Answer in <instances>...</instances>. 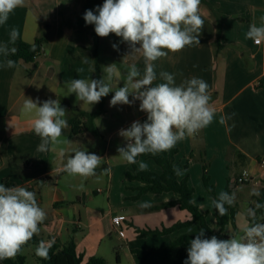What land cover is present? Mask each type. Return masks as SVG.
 I'll list each match as a JSON object with an SVG mask.
<instances>
[{"label":"crops","instance_id":"1","mask_svg":"<svg viewBox=\"0 0 264 264\" xmlns=\"http://www.w3.org/2000/svg\"><path fill=\"white\" fill-rule=\"evenodd\" d=\"M45 1L42 0V5ZM55 1L57 4L60 0ZM68 2V6H71L73 1ZM85 2L87 10L95 12L104 1L86 0ZM29 5L30 0H25L23 7L15 9L9 15L7 23L0 25V44L9 41L12 28H16L19 32L17 40L33 43L38 38L36 29L31 30L27 27L30 13L28 11L32 7ZM200 11L204 20L199 37L200 44L185 47L180 52H169L166 57L153 62L157 73V80L153 82V86L164 82L159 79L161 71L173 74L176 85L192 77L207 82L211 96L210 103L216 110L215 118L209 126L179 141L174 148L178 151L176 155L178 161L182 163L189 161L190 166L180 172L179 179H188L189 187L194 190V203L206 215L209 227L220 236L230 237L236 233L232 226H228L222 232L218 228V220L212 204L214 198L205 189L204 167L207 166L208 175L217 195L226 192L227 187L232 185V193H235L234 204L238 209L236 227L238 231H242L250 225L247 210L256 202L252 193L264 187V165L261 164L264 158V42L257 45L245 38L253 22L258 27L264 23V0H201ZM34 13H32L35 16L33 18L38 24L40 17ZM218 23L221 24L222 30L217 40ZM61 26L63 28L60 29L59 36L55 40L62 45L60 56L65 60L64 71L67 77L63 78V81L80 79L81 77L75 78L80 75L94 79L93 48L100 44V37L96 35L94 25L85 22L79 25L68 21L62 22ZM80 26L84 28L78 29ZM49 27V29L53 28V26ZM110 36L111 34L108 37L109 41L106 42L105 51L115 58L114 52L121 48L123 53L120 61L127 69L129 65L135 64L143 75L145 61L142 54L132 52L130 45L123 42L122 38L115 36L118 42L115 43ZM113 44L117 45V48L114 49ZM5 59L10 58L0 54V64H3ZM20 64L13 68L0 67V152L8 150V147L4 148L12 137H22L26 140L20 143V153L15 155L14 159L11 153L13 149L9 148L10 151L7 153L9 157L12 156L10 164L7 165L3 158L0 164V184L22 186L36 193L38 204L47 216L40 226L42 241L64 245L74 238L77 253L83 256L82 263L85 264L94 257L107 260L103 242L107 237L112 239L116 236L121 242L126 243L133 259L132 264H184L187 258L177 260L178 249L168 259H165L162 252H157L145 262H140L134 253L135 250L148 251L156 246H168L182 235H196L202 229L198 222L167 236L140 237L137 228L148 230L163 226L170 227L178 222L186 223L193 218L188 211L177 206L159 208L165 203L176 201L178 196L174 193L144 194L139 200L134 199L143 183L129 179L127 173H133L134 167L139 169L140 163L147 165L144 170L148 172L161 173V168L152 158L153 154L138 156L135 164L123 160L119 162L121 158L117 157L114 160V167L105 165V169L110 170L106 185L109 200L107 207L98 206L99 199L95 195L103 193L101 189L97 191L89 189L86 197L80 198L77 204L66 205L69 198L58 186L60 181L58 174L63 167L54 169L57 164L67 161L75 150L95 153L104 159H109L111 152V144L107 145L104 151L93 146L95 149L91 145L86 147L79 145L80 138L87 136L91 141H95L91 132L72 139L68 121L70 113L66 117L68 128L64 129L62 136V139L67 138L70 143L57 145L54 150L44 154L42 152L36 161H40V172L33 178L36 134L18 129V123L20 124L21 121L11 114L12 103L14 99L16 100ZM116 84L120 86L121 80ZM111 98V96L104 98L105 111L95 119L97 121L100 117H108L107 122L102 124L103 128L110 123L119 125L111 138L121 129L128 128L132 122L139 120L143 123L147 119V114L139 110V101H134L130 105L110 106ZM129 99L132 100V97L130 96ZM75 107L92 111L81 108L80 105ZM222 116L226 117L223 123L220 122ZM20 134L21 136H18ZM244 172L253 180L247 184H236V179L243 176ZM240 189H244V192L239 195ZM145 204L148 206L142 207ZM242 205L246 206L245 220L241 217ZM117 219L121 220L119 226L115 225ZM122 253L123 250L120 249L117 254L118 264H122Z\"/></svg>","mask_w":264,"mask_h":264},{"label":"clouds","instance_id":"2","mask_svg":"<svg viewBox=\"0 0 264 264\" xmlns=\"http://www.w3.org/2000/svg\"><path fill=\"white\" fill-rule=\"evenodd\" d=\"M24 3L25 0H0V25L6 24L9 15ZM200 5L201 0H104L95 12L86 10L83 16L86 24L94 25L97 36L106 38L115 34L130 45L132 52H139L144 57L143 75L135 64L129 65L123 87L115 91L111 86L115 64L105 67V75L99 80L72 79L66 83L69 94L75 93L77 101L90 106L99 103L110 92H114L110 106L140 102L139 110L147 114V119L143 123L134 121L118 133L126 141L124 147L117 148L118 156L129 164H135L136 158L143 154L172 150L179 141L195 135L215 118L209 86L203 79L192 77L176 85L173 74L161 71L159 79L164 82L153 86L157 80L153 62L166 57L169 52H180L185 47L200 44L204 25ZM18 38V30L12 28L9 41L0 44V54L5 58L15 55L17 48L9 47V44L15 45ZM245 38L257 45L264 42V23L258 27L253 22ZM113 48L117 45L113 44ZM30 50L35 52V45ZM15 66L16 61L12 59H5L0 64L4 68ZM21 111L32 116V129L41 140L38 152L70 143L67 138L62 139L68 121L67 110L60 100L41 102L38 98H25ZM225 119L222 116L220 122ZM103 159L95 153L75 150L63 165V171L87 179L97 174ZM146 167L144 163L139 164V170ZM174 172L181 174L179 168L174 167ZM252 194L259 196L256 191ZM234 201L235 193L221 192L212 204L223 217L228 211L225 205L232 206ZM258 209H264V204L255 203V208L247 210L252 223L242 230V235H230L228 239H219L215 235L208 238L201 229L190 241L184 264H264V223L256 222ZM46 218L35 192L22 186L0 184V261L14 259L23 246L40 233ZM51 243L41 241L36 255L48 259Z\"/></svg>","mask_w":264,"mask_h":264},{"label":"rangeland","instance_id":"3","mask_svg":"<svg viewBox=\"0 0 264 264\" xmlns=\"http://www.w3.org/2000/svg\"><path fill=\"white\" fill-rule=\"evenodd\" d=\"M68 1L69 0H60L58 1L57 5L55 0H46L44 2V5H42V0H30V5L32 7H30L31 10L28 11L30 13L27 27L31 30L36 29V31L38 32V37L44 38L46 40V43L44 44L41 53L38 55L34 63L22 62L18 68L15 92L16 100L14 99L12 103L11 114L12 116H17L18 120L21 121L20 124L18 123V129H24V131L28 130L31 134L34 133L32 129V116L31 114H25L21 111L25 98H32L33 100H36L38 98L41 102L47 99H58L60 100L61 106L67 110L66 117L68 116V114L72 113L73 109H76L75 106L77 105H80L81 108L92 110L93 112L96 110L99 104L97 103L90 106L81 101H77L75 93L69 94L66 87L67 82L63 81V78L67 77L66 72L64 71L65 60L60 56L62 45L60 43H56L55 39L57 38V36H59L60 29L63 28L61 26L62 22L65 23L69 21L70 23H78L79 25H81L83 24V22H85L82 15L85 13V10H87V3L85 2L86 0H72L73 2L71 6H68ZM55 7H57L58 9H56ZM34 12L38 14V17H40V22L38 24L35 23V18H33L35 17L32 15V13ZM49 26H53V28L49 29ZM82 28H84V26H80L78 29ZM113 35L114 34H111L110 37H113L115 43H118L115 35ZM108 37L99 38L100 48L98 50V57L99 63L102 67V77L105 75L104 68L109 65L115 64L114 78L111 84L113 90L115 91L118 87H123V82L126 78L128 69L124 65V63L120 61V57L123 53L121 48L117 49L114 52V54L116 55L115 58L105 51L106 42L109 41ZM79 77H81L80 79H92V77L88 78L85 75H80L75 78ZM118 80H121L122 82L120 86H117L116 84ZM113 95L114 92H110L107 96L112 97ZM107 119L108 117H100L97 121L94 122L96 134H94L93 136L95 137V141H91V138H88L89 136H87L86 138H80L79 140V145H83L82 147L91 145V147L95 146L103 151L107 147V145L111 144L110 158L103 159L100 167L97 169V174L95 176H92V178L90 179H84L79 176H70L63 170H61V172H59L58 174L60 178V181L58 182L59 189L65 191L69 198V202L66 203V205L77 204L80 198L86 197L89 189L90 191H93V189L96 191L98 189L104 191L101 194L95 195V197L99 199L98 206L105 208L107 207V203H109L106 186L109 180V174L108 171H104L105 165L107 164L114 167V160L119 157L117 148L124 147L126 145V141L119 134H116L111 138L112 134H114L117 126L119 125L117 123H113L114 125H111L112 123H110L109 126L103 128L102 124L103 122H107ZM18 136H21V134ZM35 139H37V142L34 143L33 178L40 172V161H36L42 153L37 151V147L41 143L40 137L35 135ZM24 141L26 140H24L22 137L17 136L12 137L7 141V145L4 149L8 147V150H3L2 152L3 158L6 160L5 162H7V165L10 164V159L12 157H9L7 152L10 151V149H13L11 153H13L12 159H14V156L20 153V143ZM121 160L122 159H120L119 162ZM65 163L66 161H64L62 164L58 163L54 169L63 167ZM56 178H58V176H56ZM81 184H83L82 188L80 187ZM248 190H251V188H248ZM243 192L244 189H240L239 195ZM241 211L243 212L241 217L245 220L244 214L246 213V206L242 205ZM70 228H72V226H70ZM242 234L243 231L240 230L234 235L239 236ZM36 248V246H32L31 244L25 248L24 255L27 257L26 264H40L37 260L38 256L36 255ZM120 249L123 250L122 264H132L133 259L131 257V253L128 251L126 243L121 242L116 236H114L112 239L107 237L106 241L103 242V250L107 258L106 264H118L117 254ZM0 264L2 263L0 262Z\"/></svg>","mask_w":264,"mask_h":264},{"label":"trees","instance_id":"4","mask_svg":"<svg viewBox=\"0 0 264 264\" xmlns=\"http://www.w3.org/2000/svg\"><path fill=\"white\" fill-rule=\"evenodd\" d=\"M218 25L217 32V40L219 38V33L222 30V26L220 23ZM8 40L4 41L7 43ZM46 40L44 38H36L33 43H28L23 40H17L15 45L9 44V47H16L17 52L15 55H10L9 58L16 61V65L25 62V63H34L38 55L41 53L42 48ZM35 45V52L31 51V47ZM100 48V44H98L95 48H93L94 59H95V79L99 80L102 78L101 75V65L99 63V55L98 50ZM103 97L99 102L95 111H86L80 110L78 108L73 109L70 117L69 123L71 127L70 137L73 139L76 136L82 135L87 132H91L92 134H96V130L94 128V122L97 117L104 113V102ZM178 151L176 148L168 152L153 154L152 158L156 161L158 166L161 168V173H153L148 172L147 170H139L134 167V172L127 173V177L129 179L138 180L142 182V186L138 189L139 193L134 198L135 200H139L140 197L144 194H162V193H174L178 196V199L174 202H170L168 204H163L161 207H179L185 211H188L192 215V220L188 222H178L170 227L163 226L158 229H140L137 228L140 237H156L160 235H170L182 228H187L192 226L193 224L200 223L202 229L205 232V236L210 238L215 235L219 239H228L230 237L220 236L214 230H212L207 221V217L204 213L200 211V209L194 203V190L189 187L188 179H179V175H176L174 172V167L179 168L180 172L184 169H188L190 166L189 161L182 163L177 160L176 155ZM3 161V154L0 152V164ZM205 189L210 194V196L214 199L218 197L215 192L214 185L211 183L210 177L207 172V166L204 167V175H203ZM236 184H247L248 182H244L242 176L237 178L235 181ZM13 184L5 183V186L11 187ZM232 185H229L226 189V192L232 194ZM259 196H254L256 202L264 204V187L258 190ZM189 201H192L190 203ZM227 208V215L221 217L219 213L216 211L214 207V211L218 220V228L222 232L228 226H232L236 232H238V228L236 227V217L238 214L237 205L233 204L232 206L225 205ZM255 208V205L252 206ZM250 224L252 220L248 217ZM264 222V209L256 210V222ZM195 238V235H182L176 241L170 243L168 246L161 245L153 247L151 250H135L134 253L138 256L140 262L148 261L155 253L162 252L164 254L165 259L170 258L173 253L178 249L177 260H182L187 258V249L190 246V241ZM41 230L38 235H35L27 244H25L21 250V252L14 259H6L0 261L2 264H26L27 258L24 255V250L28 245L38 247L39 243L42 241ZM48 259H43L38 256V262L40 264H83V256L77 253L75 239L72 238L68 240L66 244L60 245L58 243H52L51 247L48 250ZM106 259L101 257H94L91 260L87 261L85 264H106Z\"/></svg>","mask_w":264,"mask_h":264},{"label":"built area","instance_id":"5","mask_svg":"<svg viewBox=\"0 0 264 264\" xmlns=\"http://www.w3.org/2000/svg\"><path fill=\"white\" fill-rule=\"evenodd\" d=\"M261 164L264 165V158L261 160ZM242 179L244 180V182H250L253 180V178L248 174V173H245L243 176H242ZM120 222L121 220L120 219H117L115 221V225L116 226H119L120 225Z\"/></svg>","mask_w":264,"mask_h":264}]
</instances>
